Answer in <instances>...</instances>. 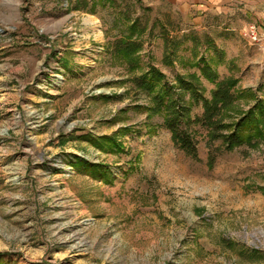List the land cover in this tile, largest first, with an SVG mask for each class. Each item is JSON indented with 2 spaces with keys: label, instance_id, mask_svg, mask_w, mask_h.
<instances>
[{
  "label": "rangeland",
  "instance_id": "obj_1",
  "mask_svg": "<svg viewBox=\"0 0 264 264\" xmlns=\"http://www.w3.org/2000/svg\"><path fill=\"white\" fill-rule=\"evenodd\" d=\"M225 4L197 15L182 0H143L156 27L144 69L170 85L200 75L188 45L165 58L162 42L163 30L170 41L194 32L233 63L222 79L264 101V45L250 36L264 35V0ZM92 11L84 0H0V263L264 264V145L227 152L192 127L198 159L179 149L108 53L114 10ZM202 87L211 98L215 86Z\"/></svg>",
  "mask_w": 264,
  "mask_h": 264
},
{
  "label": "trees",
  "instance_id": "obj_2",
  "mask_svg": "<svg viewBox=\"0 0 264 264\" xmlns=\"http://www.w3.org/2000/svg\"><path fill=\"white\" fill-rule=\"evenodd\" d=\"M84 1L91 3L92 12L98 6H108L114 10L116 18L107 33L109 37V32L116 30V34L110 42L108 53L112 59L122 61L134 73L133 85L147 93L152 103L150 112L164 118V125L172 133V139L179 149L198 159L197 132L192 131V127L207 131L209 146L222 140L227 152L264 145V101L257 98L252 91L240 90V81L234 76L221 78L218 68L227 62L211 39L204 41L197 33L192 32L183 38L170 41L166 30L162 31L166 42L165 58L175 56L178 49L187 42L193 43L195 51L200 47H207L208 50V55L204 53L198 56L194 53L195 61L189 63V69H199L200 75L195 72L186 77L178 76L176 85H170L166 76L154 66L144 69L142 54L145 52L146 43L154 36L156 27L150 26L148 22L146 15L149 9L144 8L143 0H132L134 4L126 5L124 10H118L116 0ZM78 3H82V0H78ZM135 6H140L142 16H138L133 10ZM232 64L231 62L227 65L231 67ZM202 79L215 86L211 98L205 97ZM241 102H246L249 108L242 109ZM196 106H202L203 113L192 118V111ZM103 140L112 150H122L121 145L113 139Z\"/></svg>",
  "mask_w": 264,
  "mask_h": 264
},
{
  "label": "crops",
  "instance_id": "obj_3",
  "mask_svg": "<svg viewBox=\"0 0 264 264\" xmlns=\"http://www.w3.org/2000/svg\"><path fill=\"white\" fill-rule=\"evenodd\" d=\"M182 1H184L185 4H187L190 8H193L196 11L197 15H202L205 12H216V11L220 12L224 7H226L225 3H230L231 1H235V0H182ZM162 42L165 51L166 42L164 39H162ZM185 45H188V49L192 54L191 60L193 61V54L197 53L199 49L195 51L192 42H187ZM205 53L206 55H208L207 47H205Z\"/></svg>",
  "mask_w": 264,
  "mask_h": 264
},
{
  "label": "built area",
  "instance_id": "obj_4",
  "mask_svg": "<svg viewBox=\"0 0 264 264\" xmlns=\"http://www.w3.org/2000/svg\"><path fill=\"white\" fill-rule=\"evenodd\" d=\"M250 36H251L252 40H254L256 43L264 45V35L262 37H259L255 27L251 28Z\"/></svg>",
  "mask_w": 264,
  "mask_h": 264
}]
</instances>
